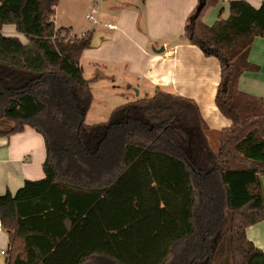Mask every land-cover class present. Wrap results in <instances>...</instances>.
I'll use <instances>...</instances> for the list:
<instances>
[{"label":"trees","instance_id":"obj_1","mask_svg":"<svg viewBox=\"0 0 264 264\" xmlns=\"http://www.w3.org/2000/svg\"><path fill=\"white\" fill-rule=\"evenodd\" d=\"M58 1L0 0V126L13 124L0 137L27 126L45 148L44 177L0 195L5 264H264L245 233L264 221V98L237 86L256 69L248 54L264 37V0L229 1L210 26L217 0H198L186 20L190 44L219 63L214 104L231 125L217 152L195 101L160 89L86 125L79 59L92 35L56 28Z\"/></svg>","mask_w":264,"mask_h":264},{"label":"crops","instance_id":"obj_2","mask_svg":"<svg viewBox=\"0 0 264 264\" xmlns=\"http://www.w3.org/2000/svg\"><path fill=\"white\" fill-rule=\"evenodd\" d=\"M72 1H58L53 23L56 28L69 29L73 36L91 33V48L84 50L79 59L84 78L87 76L82 61L88 60L85 63L88 80L106 82L108 87L117 90L123 104L135 101L141 91L147 95L153 94L155 89L192 99L208 124L209 146L217 152L219 133L228 128L231 121L223 117L214 104L220 77L218 61L204 56L185 36L186 20L198 0H100L96 1V24L87 19L94 0H79L82 3L80 19L65 16V8ZM229 1L232 0H217L205 12L202 21L208 25V12L216 15L212 22L226 19ZM244 1L256 9L263 2ZM218 8L221 10L216 13ZM107 25H114L116 29H108ZM1 31L4 36L26 42L14 26H4ZM248 61L256 69L239 77L238 89L264 98V37L253 40ZM134 89L138 90L137 96L133 94ZM44 158L43 137L27 126L21 133L0 137V195L7 191L14 194L26 180L42 179ZM260 181L264 193V175ZM245 233L264 253V221L248 227ZM8 246V235L0 225V248L8 249ZM6 261L5 257H0V264Z\"/></svg>","mask_w":264,"mask_h":264},{"label":"rangeland","instance_id":"obj_3","mask_svg":"<svg viewBox=\"0 0 264 264\" xmlns=\"http://www.w3.org/2000/svg\"><path fill=\"white\" fill-rule=\"evenodd\" d=\"M96 1L97 0L92 1L91 6L94 5V8L97 9L98 5L96 4ZM65 9H66L65 16L67 18H69V16L72 15V16L80 19V17L82 16V3L79 0H73L71 3H68L67 8H65ZM220 10L221 9L218 8L216 13H218ZM83 11H84V9H83ZM215 16L216 15L214 13L209 15V12H208L207 24L209 26L213 24L214 21L212 22L210 20H214ZM87 62H88V60H86V61L84 60V61H82V64L84 65L85 75L87 76L86 78L88 80L90 77H89V73L87 71V68H88L87 64H85ZM89 86H90V91H91V95H92V100H91L89 110L86 114L87 116H85V124L86 125H92V124L106 122L109 119L111 112L116 107L123 105V101H122L123 99H120L119 98L120 96H119L117 90L113 89L112 87H108L106 82L91 81ZM133 94H134V96H137L138 90L134 89ZM145 94L146 93L144 91H141L140 94L135 98H137V99L145 98V97H149L152 95V93H149L147 95H145ZM12 126H13V124L6 123V124L0 126V129L7 130L8 128H10Z\"/></svg>","mask_w":264,"mask_h":264},{"label":"built area","instance_id":"obj_4","mask_svg":"<svg viewBox=\"0 0 264 264\" xmlns=\"http://www.w3.org/2000/svg\"><path fill=\"white\" fill-rule=\"evenodd\" d=\"M100 0H97V2H99ZM96 15H97V10L96 8H92L88 15H87V19L92 23V24H96L97 23V19H96ZM107 28L108 29H111V30H115L116 29V26L114 25H107ZM8 249H3V248H0V257H4L6 255V252H7Z\"/></svg>","mask_w":264,"mask_h":264},{"label":"water","instance_id":"obj_5","mask_svg":"<svg viewBox=\"0 0 264 264\" xmlns=\"http://www.w3.org/2000/svg\"><path fill=\"white\" fill-rule=\"evenodd\" d=\"M199 8H200V7H198V9H197V10H199ZM187 37H188V38H190V37H191V35L189 34V32L187 33ZM12 107H15V105H14V104H13V105H11V108H12Z\"/></svg>","mask_w":264,"mask_h":264}]
</instances>
